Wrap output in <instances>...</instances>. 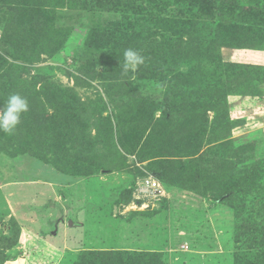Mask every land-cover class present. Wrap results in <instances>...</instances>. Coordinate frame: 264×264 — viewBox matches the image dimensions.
<instances>
[{
	"label": "rangeland",
	"instance_id": "obj_1",
	"mask_svg": "<svg viewBox=\"0 0 264 264\" xmlns=\"http://www.w3.org/2000/svg\"><path fill=\"white\" fill-rule=\"evenodd\" d=\"M214 1L0 0V104L29 103L0 132V264H264V20Z\"/></svg>",
	"mask_w": 264,
	"mask_h": 264
},
{
	"label": "trees",
	"instance_id": "obj_2",
	"mask_svg": "<svg viewBox=\"0 0 264 264\" xmlns=\"http://www.w3.org/2000/svg\"><path fill=\"white\" fill-rule=\"evenodd\" d=\"M214 6H208L205 3H203L201 6L202 12L208 14V15H214L217 16L220 25H224V26H228L231 25V23L237 19V17L241 16H252L255 17L259 20H264V9H259L256 8L254 6L251 5H245V4H241L239 0H215L214 1ZM32 5L29 2H27V6H29L27 9H23L21 6H19V11H20V17L19 20L23 23V22H28L30 20V18L26 17L29 14H31V10ZM240 17V18H241ZM227 24V25H226ZM101 34V36H99ZM109 32L107 33H99L98 35H95V41H93L91 43V45H93L94 47H96L97 49L102 47V45H104L105 43L108 42L109 40ZM139 78V77H138ZM144 78V76L142 77ZM163 108V107H161ZM175 109V105L172 99H167L165 102V106L164 109H161L160 113L161 115L157 118L158 121H171L173 120V116L172 111H174ZM157 111V110H155ZM157 121V122H158ZM132 199H127L126 203L124 204L127 205L130 202H132ZM138 202H141V200H139ZM149 209H147L146 211H133L130 212L131 214H143L145 212H147ZM127 254V253H126ZM255 255L259 256L260 255V251L257 250L256 253H254ZM131 255H135V254H131ZM145 255H143L141 257V259H144ZM250 257V253L246 254V258L248 259ZM133 263L132 264H139L141 262V260L137 261L135 258H133ZM247 262H251L249 259L247 260ZM252 263V262H251Z\"/></svg>",
	"mask_w": 264,
	"mask_h": 264
},
{
	"label": "clouds",
	"instance_id": "obj_3",
	"mask_svg": "<svg viewBox=\"0 0 264 264\" xmlns=\"http://www.w3.org/2000/svg\"><path fill=\"white\" fill-rule=\"evenodd\" d=\"M125 72H137L145 64L146 57L141 51L134 48L124 50ZM29 112L28 100L17 93H12L7 100L0 104V132L7 135L14 134L17 127L21 124L22 117Z\"/></svg>",
	"mask_w": 264,
	"mask_h": 264
},
{
	"label": "built area",
	"instance_id": "obj_4",
	"mask_svg": "<svg viewBox=\"0 0 264 264\" xmlns=\"http://www.w3.org/2000/svg\"><path fill=\"white\" fill-rule=\"evenodd\" d=\"M142 183L146 191H148L147 196L152 194V197L150 196L152 200H155V198L161 199L162 197L166 196L159 182L151 175L145 176L143 179H141L140 184ZM139 200H141V202H138ZM150 205H151V202L150 203L147 202L144 198L142 199L134 198L132 202L125 205L124 208H126L128 212H133V211L142 212V211H146L147 209H149Z\"/></svg>",
	"mask_w": 264,
	"mask_h": 264
}]
</instances>
